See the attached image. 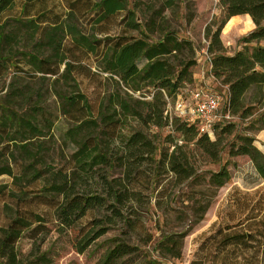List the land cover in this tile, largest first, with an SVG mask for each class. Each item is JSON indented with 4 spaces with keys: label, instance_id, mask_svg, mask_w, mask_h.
Listing matches in <instances>:
<instances>
[{
    "label": "trees",
    "instance_id": "trees-1",
    "mask_svg": "<svg viewBox=\"0 0 264 264\" xmlns=\"http://www.w3.org/2000/svg\"><path fill=\"white\" fill-rule=\"evenodd\" d=\"M176 1L184 0H0V78L11 75L0 100V176L21 187L8 190L0 185V200L16 202L3 204L7 221L0 226V264H50L47 252L40 253L36 243L26 257H19L16 250L23 235L30 233L35 239L49 217L57 222L58 232L72 230L71 242L78 254L118 221L134 229L136 221L127 213L141 200L133 185L143 182L135 181L134 173L148 163L156 168L163 165L187 180L193 169L183 148L190 144L219 165L208 181L216 189L230 180L227 161L221 163L225 151L229 158L248 157L264 180V153L253 144L255 133L264 130V45H260L264 0H219L225 18L214 30H206L209 73L212 82L226 90L218 110L230 116L214 124L212 137L200 133L197 120L173 117L170 121L167 114L168 99H176L192 85L193 69L199 64L191 40L171 29L164 15ZM241 15L250 18L254 28L239 39V49L225 54L221 29L227 20ZM83 73L100 76L103 92L97 107L81 89L78 77ZM24 80L48 84L45 92L58 100L60 114L69 123L61 140L73 149L60 169L41 165V140L51 136L53 122L41 106L43 90L18 86ZM129 120L139 128L130 127L124 135L121 130ZM245 120L253 133L242 127ZM152 127L173 128L182 145L170 141L172 151L163 154L141 130ZM117 140L120 151L114 157L112 146ZM18 161L19 173L14 174L12 165ZM117 164L126 180L107 177ZM37 182L41 187L29 199L24 188ZM40 206L50 211L36 208ZM101 210L105 213L98 217L95 213ZM87 215H92L88 223L76 229ZM239 225L242 228L246 222ZM189 229L161 233L143 253L142 246L115 237L96 264H173L181 258ZM233 230L219 231L222 239L215 251L230 246L250 251L256 237L264 236V228L255 231L256 237L253 229ZM258 247L250 257L243 253L240 264H260ZM138 256L139 261L131 259Z\"/></svg>",
    "mask_w": 264,
    "mask_h": 264
},
{
    "label": "rangeland",
    "instance_id": "rangeland-1",
    "mask_svg": "<svg viewBox=\"0 0 264 264\" xmlns=\"http://www.w3.org/2000/svg\"><path fill=\"white\" fill-rule=\"evenodd\" d=\"M164 15L171 29L175 30L180 37L187 38L193 43L197 57L202 58L201 63L193 69V73L201 71V67L205 66L204 55L208 46V41L205 38L206 30L208 27L214 30L225 18L219 0H184L181 4L176 1L173 8L164 11ZM253 28L250 18H247L246 15L235 16L227 20L219 36L223 52L225 54L234 53L240 48L238 46L239 39ZM260 45H264V42H260ZM92 71L96 72L94 66H92ZM24 75L22 74V77ZM80 75L78 81H80L81 89L88 95L93 107H97L103 92L101 83L99 84L100 76H93L90 73ZM101 77H106V75ZM10 81L11 75L0 78V100L7 92ZM108 82L109 85L110 81ZM196 84H202V81ZM21 85H29V91L43 90L41 106L46 111L47 117L53 122V130L51 136L41 140L43 142L41 165L51 169H60L64 167L65 161L73 149L69 144L64 145L61 140L63 133L69 127V123L60 114L58 100L45 92L48 84L42 86L24 80V82H18V86ZM194 86L195 83L193 82L192 85L186 86L178 94L183 98L187 96L185 91H191ZM213 89L216 94L223 97L221 86L215 83ZM174 102L175 98L174 100L168 99V104L171 107ZM171 113L170 111L168 114L170 121L175 117ZM247 123L248 120H245L241 124L242 127H245L247 132L253 133V129H250ZM130 127L139 128L136 122L129 120L121 133L127 135ZM141 130L160 147L163 154L172 151L173 147L169 143L170 141L182 145L180 134L171 127L161 130L153 127ZM169 135L170 138L167 140L166 137ZM254 137L255 142L253 144L257 146L259 143L260 149L264 153V135L255 133ZM119 147L120 144L117 140L112 146L114 157L118 155ZM160 149L156 153V158H159ZM183 151L193 169V175L185 181L174 176L163 165L156 168L155 164L145 163L134 173L135 181H143L142 185L136 186L137 182L134 185L131 184L135 190L141 193L140 202L133 203L132 209L127 213L130 219L136 221L134 229L128 230L118 221L111 226L106 235L97 240L83 254H78L72 246V230L58 232L57 222L50 219L48 215L49 222L43 224L44 229H40V233L35 239L31 238L30 233H25L17 242L18 256L26 257L36 243L40 253L47 252L50 264H96L102 253L110 246V240L115 237H120L130 244L142 246L143 253L150 251L152 242L158 239L161 233H179L190 227L184 238L181 258L171 261L173 264H240L243 253H247L246 258L250 257L251 253L260 246L259 244L264 243V236L256 237L255 232L264 228V180L256 173L248 157L229 158L225 151L222 153L221 163L227 161L230 180L222 188L216 189L209 185L208 181L211 172L217 171L219 165L213 163L194 144L185 146ZM20 165V161L15 166L12 165L14 174L19 173ZM107 177L126 180L124 169L119 164L107 172ZM0 185H6L8 190L21 189V187L14 186L12 179L6 175L0 176ZM40 187L41 184L38 182L26 186L24 189L29 194L28 198L30 199ZM5 202L14 206L16 203L9 199L0 200V226H3L7 221V215L3 210ZM36 208L46 212L50 211L46 206ZM104 213L105 211L101 210L95 214L100 217ZM91 216L87 215L77 223L75 228L80 229V226L86 225ZM245 222L246 225L242 228H239L240 225L237 227L239 223ZM226 229L231 232L236 229L235 231L243 233L253 229V234L255 233L254 236L256 237L254 249L249 251L230 246L220 252L215 251V247L222 239L223 231ZM219 231L222 234L219 235ZM149 239L151 240L149 241ZM262 248L264 247H258L260 253H256L260 264H264ZM131 259L139 261L141 256Z\"/></svg>",
    "mask_w": 264,
    "mask_h": 264
},
{
    "label": "built area",
    "instance_id": "built-area-1",
    "mask_svg": "<svg viewBox=\"0 0 264 264\" xmlns=\"http://www.w3.org/2000/svg\"><path fill=\"white\" fill-rule=\"evenodd\" d=\"M204 56L205 64L208 65H206L205 72H208L207 76L212 80V75L209 73V57L206 53ZM204 87L191 93V105L189 106L180 97H177L172 107L168 104L167 114H170L171 111L175 117L197 120L200 125V133H205L209 137H212L214 124L230 120V116L228 113L218 110L221 103L220 95L207 86ZM168 116L170 117V115Z\"/></svg>",
    "mask_w": 264,
    "mask_h": 264
},
{
    "label": "crops",
    "instance_id": "crops-1",
    "mask_svg": "<svg viewBox=\"0 0 264 264\" xmlns=\"http://www.w3.org/2000/svg\"><path fill=\"white\" fill-rule=\"evenodd\" d=\"M232 18H234V17H232ZM201 60H202V58H199V64L201 63ZM204 65H205V66H202V67H201V71H197L196 73L193 74V82L195 83L194 88H193L191 91H185L187 96H185V97H183V98H181V96L178 95V97H180V98L184 101V103H185L186 105H188V106L191 105V99H190V96H191V93H192V92L197 91V90L202 89V88H205L204 86H207L209 89L214 90V89H213V85H214L215 83H213L212 80H211L210 78H208L207 75L205 76V70H204L205 67H206L205 62H204ZM201 81H202V84H199V85L196 84L197 82L199 83V82H201ZM197 86H198V87H197ZM221 88H222V94H224V96H225V94H226V90H225L223 87H221ZM258 133H260V135H264V130H262V131H260V132H258ZM258 141H260V139H258ZM259 145H260V144L258 143V144H257V148H258V149L261 148ZM260 150H261V149H260Z\"/></svg>",
    "mask_w": 264,
    "mask_h": 264
}]
</instances>
